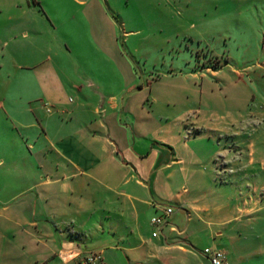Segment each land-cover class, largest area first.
<instances>
[{
	"label": "crops",
	"instance_id": "crops-1",
	"mask_svg": "<svg viewBox=\"0 0 264 264\" xmlns=\"http://www.w3.org/2000/svg\"><path fill=\"white\" fill-rule=\"evenodd\" d=\"M61 1L0 0V94L6 76L21 100L10 113L0 99V131L13 129L0 136V264H210L204 243L224 264H264V111L249 118L243 73L204 87L226 61L190 84L170 69L115 92L92 75L68 85ZM163 204L175 211L143 236Z\"/></svg>",
	"mask_w": 264,
	"mask_h": 264
},
{
	"label": "rangeland",
	"instance_id": "rangeland-1",
	"mask_svg": "<svg viewBox=\"0 0 264 264\" xmlns=\"http://www.w3.org/2000/svg\"><path fill=\"white\" fill-rule=\"evenodd\" d=\"M64 4L68 7L64 36L72 51L61 52L65 47L57 39L54 46L61 53L54 60L68 85L92 75L107 91L115 92L145 85L170 69L179 73L174 79L190 84L192 72L202 74L205 66L212 70L228 61L220 76L206 74L209 82L203 86H217L219 78L234 76L236 68L249 87V118L250 111H264V0H90L87 7L66 0ZM2 80L11 85L0 94L11 113L21 103L20 94L12 89L11 78ZM197 81L200 86L201 78ZM74 91L60 95L75 98ZM12 133L11 128L1 129L0 136L10 139ZM151 227L147 216L140 224L143 236L151 233ZM205 246L218 248L204 243L198 251Z\"/></svg>",
	"mask_w": 264,
	"mask_h": 264
},
{
	"label": "built area",
	"instance_id": "built-area-1",
	"mask_svg": "<svg viewBox=\"0 0 264 264\" xmlns=\"http://www.w3.org/2000/svg\"><path fill=\"white\" fill-rule=\"evenodd\" d=\"M159 206L162 207V212L151 218V224L155 228V231L153 232L154 236H157L162 231L167 222V218L175 211V208L168 204ZM202 254L208 258L210 264H224L226 261V253L220 248L205 247L202 250ZM99 259L100 255L91 254L83 259V264L95 262Z\"/></svg>",
	"mask_w": 264,
	"mask_h": 264
}]
</instances>
